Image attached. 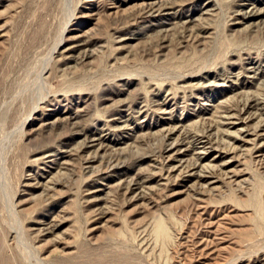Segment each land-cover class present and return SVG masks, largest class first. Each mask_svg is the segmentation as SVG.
<instances>
[{"label": "rangeland", "instance_id": "rangeland-1", "mask_svg": "<svg viewBox=\"0 0 264 264\" xmlns=\"http://www.w3.org/2000/svg\"><path fill=\"white\" fill-rule=\"evenodd\" d=\"M262 104L264 0H0V264H264Z\"/></svg>", "mask_w": 264, "mask_h": 264}, {"label": "bare ground", "instance_id": "bare-ground-1", "mask_svg": "<svg viewBox=\"0 0 264 264\" xmlns=\"http://www.w3.org/2000/svg\"><path fill=\"white\" fill-rule=\"evenodd\" d=\"M156 5H158V4H156V3H152V5H150L149 7H150V9H154V7L156 6ZM150 12V11H149ZM258 102V101H257ZM263 105V104H262ZM256 106H257V104H256ZM264 106V105H263ZM248 110V109H247ZM252 112H253V110H252ZM257 112V113H256ZM256 112L252 115V116H254L255 114H257V115H260L261 117L262 116H264V112L263 111H260V109L257 107V109H256ZM257 117V116H256ZM260 117V118H261ZM264 119V118H263ZM264 121L262 120V122H261V124L263 123ZM260 124V125H261ZM259 127V126H258ZM258 127L256 128V132H255V135H257V133H258ZM259 128H262V127H259ZM262 133V132H261ZM258 136V135H257ZM259 137V136H258ZM238 137H235V139H237ZM239 139V138H238ZM244 140V139H243ZM247 141V140H246ZM189 143V142H188ZM191 143V142H190ZM189 143V144H190ZM172 146H173V144H172ZM235 148V147H234ZM192 149V148H191ZM220 153H226V150H224V151H221ZM260 156H262L261 158H263L264 159V154L262 153V154H260ZM259 156V157H260ZM198 158L199 159H202V158H204V157H201V155H199L198 156ZM198 159V160H199ZM197 160V159H196ZM200 161V160H199ZM263 161V160H262ZM179 168L181 167V166H183V164H184V161H182V160H179ZM263 163H264V161H263ZM200 162L198 163V166H200ZM226 164V162H223L221 165H220V167L221 168H223L224 167V165ZM191 165V164H190ZM190 165H188V166H190ZM197 165V163H194V167H192V168H189V169H187L186 167H184V168H186L187 170H186V172H192L193 170H194V168H195V166ZM264 165V164H263ZM201 172H197V173H191L190 175H194L195 177H197V181L198 182H200V181H204V180H207L208 179V177H211V173H212V171L215 169V166H210V165H207V166H205V164H201ZM222 172H224L225 173V175H228L229 174V171H222ZM233 176L234 175H230L229 176V178H233ZM235 180H236V178H235ZM231 182H234V180H232ZM213 182H210V184H212ZM201 187H203V188H207V187H209L210 185H208V182L206 183V184H203V182L201 183V185H200Z\"/></svg>", "mask_w": 264, "mask_h": 264}]
</instances>
